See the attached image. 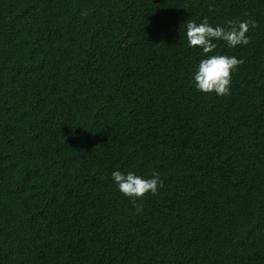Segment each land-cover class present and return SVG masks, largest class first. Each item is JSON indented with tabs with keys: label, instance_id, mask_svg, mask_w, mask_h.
Here are the masks:
<instances>
[{
	"label": "trees",
	"instance_id": "1",
	"mask_svg": "<svg viewBox=\"0 0 264 264\" xmlns=\"http://www.w3.org/2000/svg\"><path fill=\"white\" fill-rule=\"evenodd\" d=\"M205 17L256 22L227 96ZM0 264H264V0H0Z\"/></svg>",
	"mask_w": 264,
	"mask_h": 264
},
{
	"label": "clouds",
	"instance_id": "2",
	"mask_svg": "<svg viewBox=\"0 0 264 264\" xmlns=\"http://www.w3.org/2000/svg\"><path fill=\"white\" fill-rule=\"evenodd\" d=\"M255 28L254 20L234 22L228 20L225 26H213L205 17L200 23L195 20L187 21L185 36L189 48L199 49L203 57L199 60L192 72L190 84L196 91L204 94L214 93L217 97L230 94L231 74L237 71L242 59L236 56L210 54L217 48V42L222 41L228 48L249 44L246 35L249 28ZM111 180L117 190L132 200L144 197L146 193L155 195L158 187H163V181L158 173H153L150 178H144L134 172L113 170ZM141 211L137 208V212Z\"/></svg>",
	"mask_w": 264,
	"mask_h": 264
}]
</instances>
